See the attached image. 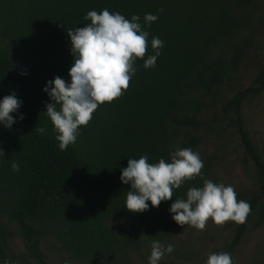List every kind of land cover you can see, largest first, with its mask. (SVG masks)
Masks as SVG:
<instances>
[{
	"label": "trees",
	"instance_id": "1",
	"mask_svg": "<svg viewBox=\"0 0 264 264\" xmlns=\"http://www.w3.org/2000/svg\"><path fill=\"white\" fill-rule=\"evenodd\" d=\"M105 8L129 20L138 15L149 33L144 59L155 54L153 37L163 41L161 55L147 69L137 59L128 89L100 105L76 143L60 151L43 88L57 75L70 81L67 30ZM146 13L158 16L150 27ZM262 35L264 0H0V98L15 92L24 114L23 120L12 114L11 129L0 125V264H134L135 255L148 261L153 240L175 245L160 264L198 260L202 236L191 240L196 229L178 225L169 208L204 179L232 185L237 200L251 206L246 221L229 224L232 237L213 250L231 253L236 264L248 230L264 227V157L244 117L245 103L264 94ZM249 62L258 73L244 86L239 74ZM178 148L200 153L203 179L185 181L159 207L127 210L130 184L120 176L128 160L167 162ZM239 153L246 169L255 166L248 188L225 175ZM257 254L256 264H264V242Z\"/></svg>",
	"mask_w": 264,
	"mask_h": 264
},
{
	"label": "clouds",
	"instance_id": "2",
	"mask_svg": "<svg viewBox=\"0 0 264 264\" xmlns=\"http://www.w3.org/2000/svg\"><path fill=\"white\" fill-rule=\"evenodd\" d=\"M84 19L91 22L67 30L74 57L69 69L70 81L57 75L43 88L51 100L46 105V114L53 124L60 151L76 143L80 127L88 125L100 105L112 102L123 94L122 90L128 89L129 81L137 71L135 61L145 58L148 46L149 33L139 23L138 15H132L129 20L120 12L105 8L100 12L88 11ZM157 19V15L146 13L145 25L150 27ZM151 47L155 54L144 59L146 69L155 67L163 41L153 37ZM20 74L28 73L24 70ZM22 104L23 100L15 92L0 98V125L11 129L17 119L13 113H18L19 119L23 120L24 114L18 112ZM37 131L41 135L47 133L44 127ZM170 157V161L161 158L157 163H149L147 155L128 160L120 176L123 184H130L124 204L127 210L142 213L150 207H159L162 201L172 200L174 189H179L185 181L197 176L203 179L204 162L199 152L178 148L170 153ZM12 169L19 171L18 163L14 162ZM250 211L248 202L237 200L232 185L209 179H204L202 187H190L186 198H176L169 208L178 225L191 226L198 231L205 230L209 219L218 226L229 220L243 224ZM174 250V244L153 240L148 264H160L164 256ZM4 264H11V261L5 260ZM205 264H234V260L229 252H214L209 254Z\"/></svg>",
	"mask_w": 264,
	"mask_h": 264
},
{
	"label": "rangeland",
	"instance_id": "3",
	"mask_svg": "<svg viewBox=\"0 0 264 264\" xmlns=\"http://www.w3.org/2000/svg\"><path fill=\"white\" fill-rule=\"evenodd\" d=\"M257 52L264 56V35L259 39V47ZM252 56H256L255 53ZM256 64L253 65L249 62L248 65L239 74L240 79L243 80L244 86H249L253 83L257 76ZM244 117L246 120L247 128L250 130L254 141L257 143L262 156L264 157V94L259 98L250 100L245 103L244 106ZM238 144V141L235 145ZM243 154L229 158L226 167V177L231 179L238 188H248L253 184V178L255 176V166L252 164L248 169L241 164ZM229 176V177H228ZM233 224L232 221L225 222L222 226H218L212 222L211 219L207 222L206 228L203 231L194 230L191 240H195L196 237L202 236L200 244H204L203 250H201V256L198 260L189 262L187 260H181L179 262H165V264H202L205 263L209 254L214 253V249L223 245L228 238L232 237V233L228 230V225ZM189 235L184 234V238ZM264 242V227L260 229L248 230L244 237L241 245L237 248V262L236 264H256L259 254L258 248L261 247ZM134 264H148L142 256L135 255Z\"/></svg>",
	"mask_w": 264,
	"mask_h": 264
}]
</instances>
